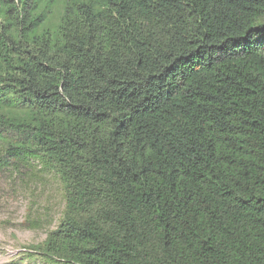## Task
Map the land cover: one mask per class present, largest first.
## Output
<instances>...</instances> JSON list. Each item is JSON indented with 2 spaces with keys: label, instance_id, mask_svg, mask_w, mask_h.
Segmentation results:
<instances>
[{
  "label": "trees",
  "instance_id": "16d2710c",
  "mask_svg": "<svg viewBox=\"0 0 264 264\" xmlns=\"http://www.w3.org/2000/svg\"><path fill=\"white\" fill-rule=\"evenodd\" d=\"M50 1L0 0V168L64 190L33 248L264 264V0H64L44 31Z\"/></svg>",
  "mask_w": 264,
  "mask_h": 264
},
{
  "label": "rangeland",
  "instance_id": "374dc122",
  "mask_svg": "<svg viewBox=\"0 0 264 264\" xmlns=\"http://www.w3.org/2000/svg\"><path fill=\"white\" fill-rule=\"evenodd\" d=\"M64 0L45 8L44 31L61 23ZM65 198L60 177L34 165L0 168V264H68L48 260L33 247L62 221ZM38 221V222H37Z\"/></svg>",
  "mask_w": 264,
  "mask_h": 264
}]
</instances>
